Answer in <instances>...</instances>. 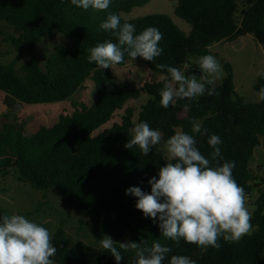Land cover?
<instances>
[{
    "label": "trees",
    "instance_id": "trees-1",
    "mask_svg": "<svg viewBox=\"0 0 264 264\" xmlns=\"http://www.w3.org/2000/svg\"><path fill=\"white\" fill-rule=\"evenodd\" d=\"M149 0H111L107 12L119 14L121 23L135 25L136 34L153 26L163 34L159 46L162 54L146 61L151 75L142 86L114 79L113 69H98L89 63L90 49L97 43L115 38L103 31L100 23L105 11L83 10L71 0H0V38L14 46L31 51L47 36L62 33L70 42L58 44L47 55L46 62L30 55L18 69L15 62L0 61V90L5 111L0 122V175L13 173L17 180L38 190L52 189L64 203L87 216L100 237L110 236L123 242L147 240L149 246L159 240L171 247L164 264L172 255H187L197 264H264V176L251 166L260 137L264 136V101L246 100L235 85L234 70L227 62L225 75L214 87L218 95L177 99L167 109L160 104L166 69L187 66L186 75L201 73L198 62L212 55L210 46L216 42L233 41L250 33L264 44V0H177L174 12L186 20L185 30L163 12L125 17L134 7ZM131 60L125 54L124 65ZM261 71H264L261 70ZM91 79L96 95L91 103L74 98L75 93ZM264 86L259 76L253 84L258 92ZM146 100L138 111L137 122H147L162 133L163 140L148 155L139 146L131 149L125 144L132 138L135 109L126 104L140 97ZM70 99L71 108L63 110L52 124H41L28 130L15 106L21 103L54 102ZM126 106V107H125ZM124 109L119 121L107 125L114 115ZM198 122L207 134L192 133V122ZM182 130L194 135L201 153L212 160L214 151L207 143L211 134L221 137L219 145L223 160L234 161L233 175L247 197L258 192L251 211L252 231L239 241H224L220 248H201L183 239L180 246L164 238L157 223L144 217L135 205L137 198L126 195V189L141 187L150 193L148 179L157 176L158 169L168 161L162 144ZM158 178V176H157ZM10 214L0 203V216ZM57 248L54 264H117L102 246L71 242L65 230L58 227L53 233ZM119 248V244H116ZM122 251V250H121ZM120 264H132L134 253L123 252Z\"/></svg>",
    "mask_w": 264,
    "mask_h": 264
},
{
    "label": "clouds",
    "instance_id": "clouds-1",
    "mask_svg": "<svg viewBox=\"0 0 264 264\" xmlns=\"http://www.w3.org/2000/svg\"><path fill=\"white\" fill-rule=\"evenodd\" d=\"M71 4L83 10L105 11L106 19L99 28L111 31L116 42L108 39L92 47L87 57L98 69L113 68L124 62L125 54L131 60L142 57L153 61L163 49L159 42L163 34L158 28L149 26L136 34L135 25L121 23L119 14L107 12L111 0H71ZM158 69H166L163 76L160 104L167 109L179 99L192 100L199 96L218 95L214 87L215 80L222 73V66L211 54L199 58L198 67L203 73L186 75L187 66L173 67L157 64ZM257 76L264 78V71ZM264 101V86L257 93V102ZM132 138L125 144L131 149L139 146L142 154L148 155L154 146L163 140L162 133L153 129L147 122L136 123L131 129ZM192 133L207 134L208 130L192 122ZM207 143L214 149L213 166L199 148L194 135L178 130L165 144L168 161L158 169L157 176L148 179L150 193L138 186L126 189V195L137 198L135 207L144 217L157 223L161 235L180 246L183 239L188 244L201 248H220L221 236L224 241H239L252 231V214L247 207V195L233 175L234 161L223 160L219 145L223 143L217 134H211ZM219 158V160L217 159ZM101 246L114 257L117 264L124 259L123 252L132 251V264H164L171 247L159 240L149 246L147 240L114 241L104 235ZM119 244L117 248L116 244ZM122 250V251H121ZM57 252L50 230L22 214L12 213L0 216V264H54L52 259ZM169 264H197L187 255H172Z\"/></svg>",
    "mask_w": 264,
    "mask_h": 264
},
{
    "label": "rangeland",
    "instance_id": "rangeland-1",
    "mask_svg": "<svg viewBox=\"0 0 264 264\" xmlns=\"http://www.w3.org/2000/svg\"><path fill=\"white\" fill-rule=\"evenodd\" d=\"M176 1L149 0L148 3L136 6L132 11L123 13V15L129 18L153 12H163L171 15L180 27L189 30V23L174 12ZM69 42L62 33L56 32L53 36L45 37L31 51L28 47L14 46L11 42L0 38V61H13L19 69L30 52H33L43 64L46 62L47 55L58 44ZM210 49L223 70L215 83L220 82L223 78L225 75L224 65L229 62L234 70V80L238 92L246 100H257L258 92L254 89L253 84L257 72L264 69V44L259 43L252 34L247 33L233 41L213 43ZM112 69L115 80L125 81L136 86H142L151 75L150 69L142 57L128 60L124 65H115ZM201 75H203L202 72L199 76ZM95 95V83L93 80L87 79L85 86L75 93L74 98L91 103L95 99ZM146 97L147 94L142 91L139 98L130 100L126 104V106H132L135 109L132 127L138 123V111ZM70 108V99L54 102L21 103L15 106L20 117L26 121L28 130H33L41 124L54 123L63 110ZM8 110L11 108L4 103V92L0 90V122L3 113ZM123 113L124 109L118 111L107 125L119 121ZM162 148L168 155L166 144H162ZM251 166L260 176H264V136L260 137V143L255 148ZM257 194L258 192H253L247 197V207L250 212L254 208L252 203ZM0 203L9 210L10 214H22L48 228L52 235L58 227H62L71 242L80 241L91 246H101L100 240L103 237L97 234L92 221L75 208L64 203L52 189L46 191L35 189L28 183L17 180L13 173L6 176L0 175ZM127 238L128 234L126 233L122 238L123 242L128 241Z\"/></svg>",
    "mask_w": 264,
    "mask_h": 264
}]
</instances>
